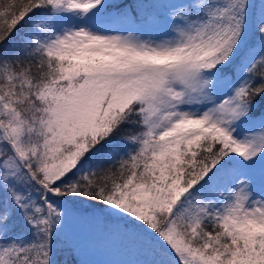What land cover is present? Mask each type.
Instances as JSON below:
<instances>
[{"label": "snow or ice", "instance_id": "obj_1", "mask_svg": "<svg viewBox=\"0 0 264 264\" xmlns=\"http://www.w3.org/2000/svg\"><path fill=\"white\" fill-rule=\"evenodd\" d=\"M84 220L110 264H264V0H0V264Z\"/></svg>", "mask_w": 264, "mask_h": 264}, {"label": "rangeland", "instance_id": "obj_2", "mask_svg": "<svg viewBox=\"0 0 264 264\" xmlns=\"http://www.w3.org/2000/svg\"><path fill=\"white\" fill-rule=\"evenodd\" d=\"M73 231L83 241L78 252H68L73 254L77 264H81L82 261H87L88 264H110L113 261L136 258L130 246H125L119 240L109 241L106 238V226L102 221L77 222Z\"/></svg>", "mask_w": 264, "mask_h": 264}, {"label": "trees", "instance_id": "obj_3", "mask_svg": "<svg viewBox=\"0 0 264 264\" xmlns=\"http://www.w3.org/2000/svg\"><path fill=\"white\" fill-rule=\"evenodd\" d=\"M60 259L63 261V260H67L69 261V264H77L76 263V258L73 256V254H70L68 252H62L60 254Z\"/></svg>", "mask_w": 264, "mask_h": 264}]
</instances>
